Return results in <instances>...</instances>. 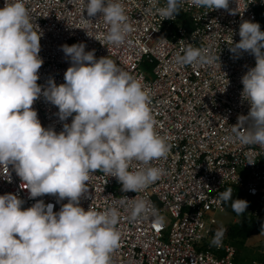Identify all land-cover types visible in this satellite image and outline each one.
<instances>
[{"label":"clouds","instance_id":"obj_1","mask_svg":"<svg viewBox=\"0 0 264 264\" xmlns=\"http://www.w3.org/2000/svg\"><path fill=\"white\" fill-rule=\"evenodd\" d=\"M188 2L229 10V0ZM85 9L88 17L103 16L108 44H125L132 27L120 0H87ZM180 10L181 0H166L157 12L162 20H174ZM42 36L26 0H5L0 8V170L8 172L12 166L30 198L52 195L68 203L58 212L43 200L23 209L24 201L16 194L0 195V264H112L121 246L117 228L121 213L115 207L97 212L80 206L91 176L103 172L118 180L121 191L137 193L164 175L152 164L166 158L171 146L156 131L151 96L142 81L108 56L96 59L95 50L86 52L83 43L61 46L71 61L64 83L49 79L47 86L39 85ZM239 36L230 51L248 52L256 64L241 78L242 96L251 107L247 116L238 117L233 132L241 145L264 148V31L259 23L244 21ZM183 52L177 54V64L205 67L219 60L192 45ZM41 96L58 108L61 121L73 117L61 132L43 127L38 119L33 104ZM133 161L142 166L130 171ZM232 197L229 187L219 200L230 202L242 215L248 201ZM148 219L159 227L164 224V217L147 200H133L129 220ZM226 231L219 228L212 244L221 246Z\"/></svg>","mask_w":264,"mask_h":264},{"label":"built area","instance_id":"obj_2","mask_svg":"<svg viewBox=\"0 0 264 264\" xmlns=\"http://www.w3.org/2000/svg\"><path fill=\"white\" fill-rule=\"evenodd\" d=\"M86 2L26 0L34 23L43 32L39 53L43 64L37 83L47 86L49 79L57 85L64 83L71 61L61 46L83 43L86 52L95 50L96 59L108 56L142 81L151 96L156 131L171 146L166 158L152 164L162 168L164 175L137 193L121 191L118 180L103 172L91 176L87 198H81L80 206L97 212L115 207L121 213L117 225L121 246L112 264H264V246L262 258L240 263L233 259L231 244H212L214 212L225 208L219 197L227 188H240L254 197L252 212L264 205V148L241 145L233 132L238 117L247 116L251 107L242 96L241 78L255 67L256 59L248 52L230 51L241 39V23H258L257 10L264 8V0H229V10L198 8L181 0L174 20H162L157 12L166 0H120L132 27L122 46L106 42L108 25L100 14L88 17ZM4 6L5 0H0V8ZM188 45L206 49L219 60L205 67L177 64V54L183 55ZM33 108L42 126L57 133L73 119L61 121L58 108L43 96ZM141 166L133 161L129 170ZM21 184L12 166L8 172L0 170V195L16 194L24 201L23 209L43 200L58 212L68 203L52 195L30 198ZM135 199L155 207L164 217L163 226L152 219L130 221Z\"/></svg>","mask_w":264,"mask_h":264},{"label":"rangeland","instance_id":"obj_3","mask_svg":"<svg viewBox=\"0 0 264 264\" xmlns=\"http://www.w3.org/2000/svg\"><path fill=\"white\" fill-rule=\"evenodd\" d=\"M261 207L262 206L255 208L253 212L249 210L247 212V215L250 214L260 215ZM214 218H215L214 225L216 228L213 237L215 236V233L219 228L223 227L227 229L230 225L238 224L242 219V215L234 214L229 208L225 207L223 210L215 211ZM222 241L229 243L233 246L234 261L237 260L239 261L243 257L245 263H247L253 258H258L262 256L261 248L264 246V231L253 233L249 235L247 238H243V239L238 237L233 239L226 231Z\"/></svg>","mask_w":264,"mask_h":264},{"label":"trees","instance_id":"obj_4","mask_svg":"<svg viewBox=\"0 0 264 264\" xmlns=\"http://www.w3.org/2000/svg\"><path fill=\"white\" fill-rule=\"evenodd\" d=\"M257 20L260 25V30L264 31V8H260L257 10ZM261 164L264 166V157L261 159ZM233 200L235 199H243L248 201V207L246 211L242 214V219L238 224L230 225L227 228V233L230 235L231 238H247L249 235L253 233H258L264 231V205L260 209V215L250 214L247 215V212L250 209H253L255 207V198L246 194L242 189L236 188L233 191ZM225 207L229 208L234 214H236L231 206L230 202L228 204H225ZM252 212V211H251ZM250 212V213H251ZM262 258V256L258 257ZM237 262L244 263V259H240Z\"/></svg>","mask_w":264,"mask_h":264},{"label":"water","instance_id":"obj_5","mask_svg":"<svg viewBox=\"0 0 264 264\" xmlns=\"http://www.w3.org/2000/svg\"><path fill=\"white\" fill-rule=\"evenodd\" d=\"M157 203H158V204H160V202H159V201H158Z\"/></svg>","mask_w":264,"mask_h":264}]
</instances>
